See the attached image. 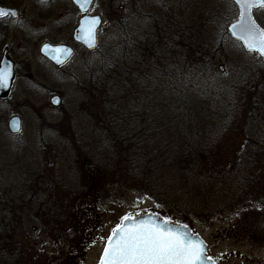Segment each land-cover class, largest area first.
<instances>
[{"label":"rangeland","instance_id":"374dc122","mask_svg":"<svg viewBox=\"0 0 264 264\" xmlns=\"http://www.w3.org/2000/svg\"><path fill=\"white\" fill-rule=\"evenodd\" d=\"M34 1L9 0L21 7L23 17L6 35L0 28V39L11 40L19 55L13 92L0 103V219L5 224L0 226V264H98L124 216L152 213L166 219L163 212H171L174 202L177 214L188 210L186 226L203 239L216 264H264V66L227 32L238 16L232 1L95 0L91 14L103 19L99 47L78 51L59 71L49 70L38 49L45 40L69 38L64 25L69 26L65 21L72 13L66 0L42 7ZM55 7L63 17L54 16ZM258 19L264 27V11ZM124 22L128 32L153 35L166 44L163 57L170 53L173 61H206L202 86L223 109L221 120L213 119L215 126L207 128L209 116L194 113L200 126L195 142L204 140L217 152L207 161L211 174L196 182L191 195L180 189L170 194L167 205L130 187L114 188L119 167L109 122L100 125L102 119L92 115L88 101L90 82L120 54L115 52ZM38 65L48 80L42 82L41 108L32 109L26 72ZM55 93L62 100L58 108L49 103ZM136 94L138 102L131 98L118 112L130 115L132 127L142 128L147 107L143 92ZM16 115L22 129L12 136L7 122ZM12 204L19 205L14 220L8 215L15 211Z\"/></svg>","mask_w":264,"mask_h":264},{"label":"trees","instance_id":"16d2710c","mask_svg":"<svg viewBox=\"0 0 264 264\" xmlns=\"http://www.w3.org/2000/svg\"><path fill=\"white\" fill-rule=\"evenodd\" d=\"M121 27L124 37L118 45L120 50L115 52L120 54L90 82L95 89L89 92L88 101L92 115L101 117L100 125L107 119L109 122L108 131L116 147L119 167L114 188L130 187L131 191L146 195L157 204L167 205L165 199L170 194L180 189L191 195L196 182L211 174L207 161L217 152L213 153L212 144L204 145V140L195 142V130H200V126L194 113L209 116L207 128L215 126L213 119L221 120L223 109L209 99L202 86L206 82L203 65L206 61L198 60L196 64L193 60L173 61L170 53L171 58L161 56L166 44L158 42L155 36L140 35L131 29L128 32L125 22ZM192 75L198 79L192 80ZM139 90L143 92L141 100L146 104L148 117L142 128L132 127L130 115L118 112L126 109L131 98H134L132 102H138L135 97ZM175 206L176 202L169 205L172 211L166 209L163 215L187 225L188 210L177 214L173 211Z\"/></svg>","mask_w":264,"mask_h":264},{"label":"snow or ice","instance_id":"6c2138e0","mask_svg":"<svg viewBox=\"0 0 264 264\" xmlns=\"http://www.w3.org/2000/svg\"><path fill=\"white\" fill-rule=\"evenodd\" d=\"M77 3L87 11L86 5L92 0H77ZM234 3L239 6V17L231 24V34L250 53L264 56V28L253 19V9L264 10V0H234ZM8 15L7 11L0 9V17ZM11 15L17 14L12 12ZM99 23L97 18L86 17L83 21L81 31L90 48L96 46ZM45 51L49 50L46 48ZM52 52L58 64L65 63L71 56V51L65 48L53 49ZM11 78L9 68L0 70V87L7 88ZM137 216H124V222L114 229L101 264H211V256L205 251L203 242L194 241L187 231L182 230L187 228L186 225L173 227L169 219L158 223L155 214L149 215L147 220L137 219Z\"/></svg>","mask_w":264,"mask_h":264},{"label":"flooded vegetation","instance_id":"af4514ba","mask_svg":"<svg viewBox=\"0 0 264 264\" xmlns=\"http://www.w3.org/2000/svg\"><path fill=\"white\" fill-rule=\"evenodd\" d=\"M61 1L62 0H35L34 2H35V4L37 6H41L42 7V6H52V5H55V4L57 5V4L61 3ZM26 4H29V3L26 2ZM94 4H95V0H92V4H91V7H90V10H89L88 14H86V15L94 16V15L91 14V10L93 9ZM66 5H69V9H70V11L72 13L71 17L67 21H65V22H69V26H68V24L64 25V26H66V28L69 27L68 31H66L67 29H65V32L66 33L68 32V34H69V38H66V41L61 42V43H55L52 39L45 40V42L42 43V45L38 49V54H39L40 58L42 59V62L49 68L50 71H59V70H62L64 68H66L69 65V63L75 58V56L77 55L78 51L84 50L87 53H91V52H93V51H95L97 49L96 48L94 50H87L80 43L76 42L75 36H76V32H77V27L79 26L80 20L84 17V14L79 11V8L73 3L72 0H66ZM0 7L12 10V11H14L17 14L15 16H12L11 13H9L8 16L0 17L1 33H2V35H4V34L6 35V33L9 32V30L11 28V24L17 23L19 20L22 19L23 11L21 10V7H17L16 4H11L9 2V0L8 1L0 0ZM235 7H237V6H235ZM261 11H264V10H260V9L254 10V17H255V19L257 20L258 23H259V19H258L259 18V12H261ZM53 12H54L53 14H54L55 17L56 16H60V17L64 16L63 10L60 9V8H56L55 7V9H53ZM75 15L79 16V18L77 20L74 19ZM41 16L42 17L50 16V13H47V14L41 15ZM54 20L56 21V19H54ZM61 22H63V21L60 20L59 23H61ZM64 26H62V27H64ZM70 29H72V33H71ZM62 30L63 29H61V31ZM60 33L62 34V32H60ZM5 43H8L9 46L5 45ZM45 44H50V45H53V46H57V45L67 46V47H69V48H71L73 50V55H71V57L69 58V60L65 64H63L61 66H56L51 61H49L45 56L42 55L41 48ZM4 57H6L11 63H13V73H14L13 75L14 76H13V80H12V83H11V88H10V90H9L7 95L3 94L2 87H0V103L7 101L8 98L11 96V94L13 92V89H14V86H15L14 83H15L16 78H17V73H16L17 72V63H16L15 59L19 58V55H16L15 44L13 42H11V40L5 41V36H3L0 39V67H1V61H2V59ZM23 58H25V57L23 56ZM42 62H40V63H42ZM26 74L31 78L30 79L31 83H30L29 87L33 89V91L31 90L32 91V94H31L32 96H30L32 99L29 98L30 99L29 102L32 104L31 108L32 109L33 108L34 109H36V108L40 109L42 104L37 103V102L40 101L41 98H42V95H41L42 91L41 90H43L45 88V85L42 82L45 81V80H48V77H47L48 73H47V71H46V69L44 67L38 65V67H36V71L35 70H29V71L26 72ZM93 76H94V74H93ZM91 87H92V89H95L94 85H92ZM84 89H86V88H84ZM54 96H58L59 97L60 106H61L62 105V100H61L60 96L58 94H56V93L54 95H52V97H54ZM52 97L49 100L50 105H52V103H51ZM56 108H58V107H56ZM32 111L34 113L38 114L37 111H35V110H32ZM15 117H19L21 119V129H22V118H21V116L16 115V116H14L12 118H15ZM12 118H10L8 120V122H7V129H8L9 133L12 136H16L19 133L18 134H13L9 130V122H10V120ZM44 144H47V143H44ZM74 145H76V144H74ZM39 178H40V176H39ZM39 178H38V181H39ZM33 192H36V190H34ZM16 201L17 200H15V202ZM45 201H46V198H45ZM21 203H25V201H23ZM12 206H13V204H12ZM20 206H23V204L20 205ZM16 207L19 208V205L13 206L12 208L15 210L14 213L12 211H10L9 214H8L10 216V218H12V220H14L13 219L14 217H17L15 215V213L17 212L16 211ZM0 226H3V227L5 226L4 221L2 220V217L0 219ZM13 227H14V225H13ZM0 247H2V246H0Z\"/></svg>","mask_w":264,"mask_h":264},{"label":"water","instance_id":"95a60500","mask_svg":"<svg viewBox=\"0 0 264 264\" xmlns=\"http://www.w3.org/2000/svg\"><path fill=\"white\" fill-rule=\"evenodd\" d=\"M73 1V3L79 8V11L81 12V13H83L84 15H85V17H83L81 20H80V22H79V26L77 27V32H76V36H75V40H76V42H78V43H80L82 46H84V48H86L87 50H93V49H95L96 47H97V45H98V32H99V30H100V28H101V26H102V19H101V17L100 16H88V15H86L88 12H89V10H90V7H91V4H89V5H86V7H87V11H84V9L81 7V5L79 4V3H77V0H72ZM233 2H234V0H232ZM235 4V3H234ZM237 7H238V17H239V6L238 5H236ZM0 9H3V10H5V11H7L8 13H12V12H14V11H12V10H9V9H5V8H2V7H0ZM254 10V9H253ZM86 17H88V18H97V19H99V21H100V23H99V25L97 26V38H96V46L95 47H93V48H90V47H88V45H87V43L85 42V39H84V33L81 31V28L82 27H84V25H83V21L85 20V18ZM238 17H237V20L235 21V22H237L238 21ZM253 19H255L254 18V15H253ZM256 21V20H255ZM235 22H233V23H235ZM257 23V22H256ZM232 24V23H231ZM231 24L228 26V28H227V32L231 35V37L234 39V40H236V41H238V42H240L242 45H243V43L241 42V41H239V40H237L232 34H231V31H230V29H231ZM243 47H244V49L247 51V52H249L248 50H247V48L243 45ZM48 49L49 51L46 53V51H45V49ZM57 48H65V49H69L70 51H71V55H73V50L71 49V48H69V47H67V46H64V45H57V46H53V45H50V44H45V45H43L42 46V48H41V52H42V55L43 56H45L49 61H51L54 65H56V66H61V65H63V64H65L68 60H69V58L71 57H68L67 59H66V62L65 63H63V64H58L57 62H56V60L55 59H53V55H55V53H53L52 52V50L53 49H57ZM259 54V53H258ZM260 55V54H259ZM260 57L263 59V61H264V56H261L260 55ZM5 67H7V68H9L10 70H11V72H12V78H11V80H10V82H9V86L7 87V88H5V87H2V91H3V94L4 95H7L8 94V92H9V90H10V88H11V83H12V80H13V63H11L6 57H4L3 59H2V61H1V67H0V70H3ZM51 103H52V105H54L55 107H59L60 106V99H59V97L58 96H54L52 99H51ZM17 128H19V131H17ZM9 130H10V132H12L13 134H18V133H20V131H21V119L19 118V117H15V118H12L11 120H10V122H9ZM149 215H151V214H141V215H138L137 216V219H144V220H147V219H149ZM156 216V219H157V222L158 223H162L163 222V218L161 217V216H158V215H155ZM124 222V221H123ZM122 222V223H123ZM179 224H173L172 223V226L173 227H176V226H178ZM182 230H184V231H187L188 232V234L191 236V238L194 240V241H197V242H200V241H202L203 242V245H204V248H205V251L209 254V249H208V246L206 245V243L203 241V239L201 238V237H199L198 235H195V234H193V232H192V230L190 229V228H186V229H182ZM112 238V237H111ZM108 243V242H107ZM106 246H107V244H106ZM105 246V247H106ZM105 249V248H104ZM104 252V251H103ZM102 257H103V253H102V256H101V258H100V261H99V264H101V260H102ZM211 264H215L214 263V261L211 259Z\"/></svg>","mask_w":264,"mask_h":264}]
</instances>
